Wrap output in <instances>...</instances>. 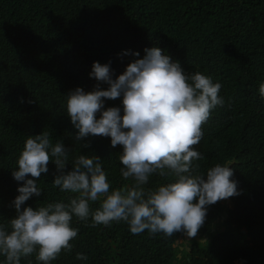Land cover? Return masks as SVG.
<instances>
[{"label": "trees", "instance_id": "trees-1", "mask_svg": "<svg viewBox=\"0 0 264 264\" xmlns=\"http://www.w3.org/2000/svg\"><path fill=\"white\" fill-rule=\"evenodd\" d=\"M151 47L184 71L220 82L224 104L202 123L201 140L192 146L202 159L193 163L201 173L227 164L239 194L207 206L188 244H176L181 232L133 234L124 221L93 225L91 217H73L78 234L72 248L51 264H264V99L258 92L264 82V0H0V222L16 215L12 201L23 182L11 171L24 140L42 131L67 149L65 172L76 156L95 155L109 191L133 183L120 174V145L112 147L105 136L75 138L66 95L77 87L93 90L94 61L109 64L115 79ZM100 88L107 85L100 82ZM104 106L119 107L120 99H105ZM47 167L37 181L41 195L21 210L72 195L52 186L58 173L51 160ZM175 179L174 173H153L142 187L147 193ZM99 203L90 202V209ZM78 252L87 259L77 260ZM20 264L40 262L33 253Z\"/></svg>", "mask_w": 264, "mask_h": 264}, {"label": "clouds", "instance_id": "clouds-1", "mask_svg": "<svg viewBox=\"0 0 264 264\" xmlns=\"http://www.w3.org/2000/svg\"><path fill=\"white\" fill-rule=\"evenodd\" d=\"M144 53L115 79L109 64L94 61L89 77L98 83L93 90L85 92L77 87L66 95V114L77 130L75 138L105 136L112 147L120 145V174L133 183L109 191L107 174L95 155L76 156L71 170L65 172L68 151L59 139L53 142L49 131L28 136L17 167L11 171L12 178L23 184L12 201L16 215L7 223L0 222V264H20L21 258L33 253L40 264H51L61 250L72 248L70 241L78 234L72 226L73 217H91L93 225L124 221L133 234L147 230L171 237L181 232L191 238L204 223L207 206L239 194L227 164L217 163L201 173L193 163L202 159L192 147L201 140L202 123L211 110L224 104L220 82L200 71H184L159 47L145 48ZM100 82L107 88L101 89ZM258 92L264 99V82ZM116 98L120 99L119 107L105 108V99ZM50 160L58 173L52 186L72 195L67 201L21 210L30 197L41 195L37 181L48 172ZM153 173H174L176 179L145 193L142 186ZM98 200L99 206L91 210L90 202ZM75 258L87 259L80 252Z\"/></svg>", "mask_w": 264, "mask_h": 264}, {"label": "rangeland", "instance_id": "rangeland-1", "mask_svg": "<svg viewBox=\"0 0 264 264\" xmlns=\"http://www.w3.org/2000/svg\"><path fill=\"white\" fill-rule=\"evenodd\" d=\"M192 239H193V237L188 238V237L184 236L183 238L178 239V241H177L176 244L177 245H180V244H188Z\"/></svg>", "mask_w": 264, "mask_h": 264}, {"label": "water", "instance_id": "water-1", "mask_svg": "<svg viewBox=\"0 0 264 264\" xmlns=\"http://www.w3.org/2000/svg\"><path fill=\"white\" fill-rule=\"evenodd\" d=\"M205 240H202V242H204ZM182 249V248H181Z\"/></svg>", "mask_w": 264, "mask_h": 264}]
</instances>
